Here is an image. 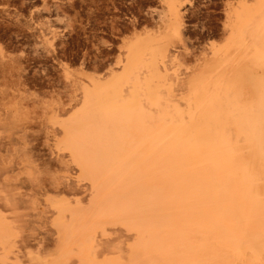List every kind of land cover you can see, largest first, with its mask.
Wrapping results in <instances>:
<instances>
[{"label": "bare ground", "instance_id": "1", "mask_svg": "<svg viewBox=\"0 0 264 264\" xmlns=\"http://www.w3.org/2000/svg\"><path fill=\"white\" fill-rule=\"evenodd\" d=\"M185 1L69 102L0 40V264H264V0L227 1L178 73Z\"/></svg>", "mask_w": 264, "mask_h": 264}, {"label": "rangeland", "instance_id": "2", "mask_svg": "<svg viewBox=\"0 0 264 264\" xmlns=\"http://www.w3.org/2000/svg\"><path fill=\"white\" fill-rule=\"evenodd\" d=\"M227 1L183 3V37L173 42L181 51L175 67L178 73L211 42L220 41ZM158 3L159 0H0V11L5 10L0 15V40L6 43L8 55L21 59L29 96L40 100L41 105V101L44 105L69 102L81 69L105 73L116 61L124 37L162 27ZM26 19H31L32 30L22 24ZM63 63L68 67L65 72L60 65Z\"/></svg>", "mask_w": 264, "mask_h": 264}]
</instances>
